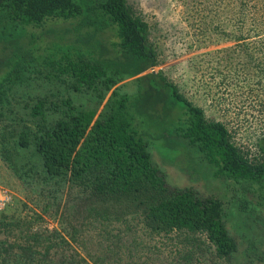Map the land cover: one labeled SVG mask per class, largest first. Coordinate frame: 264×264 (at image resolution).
Segmentation results:
<instances>
[{
  "label": "trees",
  "instance_id": "obj_1",
  "mask_svg": "<svg viewBox=\"0 0 264 264\" xmlns=\"http://www.w3.org/2000/svg\"><path fill=\"white\" fill-rule=\"evenodd\" d=\"M0 17L2 158L11 161L19 178L32 187L33 181L24 179L25 166L18 165L14 155L33 148L31 179L40 185L42 198L48 195L57 203V195L66 187L70 196L82 193L95 203L85 210L83 223H88L82 227L114 226L117 232L105 231L107 245L98 259L93 254L96 246L88 244L93 240L90 233L85 256L80 258L71 249V243L80 239L69 206L75 197L61 215L65 227L46 238L41 232L23 234L22 230L23 242L9 245L1 239L6 227L30 230L36 222L5 223L8 217L2 215L0 264H140L121 243L133 222L162 238L184 237L180 257L200 252L206 260L203 264H264V218H256L264 214V162L250 160L233 143L228 127L209 121L205 111L181 95L162 72L146 73L159 65V56L150 43L148 23L129 0H0ZM31 67L70 92L93 94L100 103L108 98L105 112L98 116L95 109L77 106L72 96L57 94L52 96L55 99L37 97L22 111L9 108L15 106L9 94L13 89L5 87L14 83L20 69L28 72ZM128 68L131 72L124 73ZM153 96L172 112L178 113L179 104L178 133L216 168L217 177L243 185L244 194H257L253 215L251 201L238 202L241 218L249 219L250 228L229 230L222 199L169 186L150 151L149 140L155 134L141 115L142 97ZM9 115H14V123H8ZM259 147L264 155V139ZM39 205L46 213L51 208L56 216L59 213L60 206L55 209L45 201ZM256 230L260 234H253Z\"/></svg>",
  "mask_w": 264,
  "mask_h": 264
},
{
  "label": "rangeland",
  "instance_id": "obj_2",
  "mask_svg": "<svg viewBox=\"0 0 264 264\" xmlns=\"http://www.w3.org/2000/svg\"><path fill=\"white\" fill-rule=\"evenodd\" d=\"M129 2L136 14L148 23L150 43L159 56V65L146 73L162 72L178 88L181 95L205 111L209 121L218 120L225 124L230 130L233 143L250 160L264 162V155L259 147L260 140L264 139V0ZM20 71L15 74L14 83L5 87L14 91L9 94L15 106L9 108L22 111L23 105H33L37 97L55 99L56 96L70 95L80 108L95 109L98 116L105 112L108 98L100 103L93 94L70 92L60 82L50 83L44 75H37L32 67L28 72L21 69ZM123 72L129 73L131 69H125ZM2 73L3 71H0V76ZM54 95L55 98H52ZM141 102V115L146 119L149 131L155 134V138L149 140L152 158L166 174L169 186L172 189L193 188L203 197L215 196L222 199L228 215L229 230H243V225H246L247 229L250 228L249 219L241 218L238 202L251 201L249 207L252 210L249 212L253 215V207L257 206L258 201L257 194L253 191L244 194L243 185L217 177L216 168L202 160L198 149L178 133L181 118L179 104L176 107L177 113L175 110L170 111L168 104L160 101L158 97H142ZM5 104L4 102L2 105ZM9 116L11 119L8 123H14V115ZM26 122L29 123L27 118ZM175 123L178 124L175 126ZM33 156V148L19 150L14 155L18 165L20 163L25 166L24 179L33 181V186L30 187L19 178L11 161L2 158L0 152V195L11 197L4 208L0 209V217L7 215L5 223H13L17 219L26 223L36 222L31 227L32 230L26 226L14 231L6 227V235L1 239L9 245L20 244L23 242L21 237L26 238L20 234L22 230L23 234L41 232L44 238L55 230L60 232L65 227L61 222V215L69 204L68 201L75 197L76 201L71 202L69 206L71 214L76 217L72 224L78 227L80 239L71 243V249L80 258L85 256V238L91 233L93 240L88 244L96 246L93 254L95 253V258L98 259L106 249L108 235L105 231L110 230L117 234L114 230L116 228H103L99 225L96 229V225L89 228L88 224L82 227L88 223H83L85 210L89 205L95 207V203H90L82 193L75 191V194L70 196V190L66 187L63 189L64 193L57 195V203L50 201L48 195L42 198L38 192L40 185L37 180L31 179L35 171L31 163ZM43 201L49 202L55 209L60 206L58 215L53 213L52 208L46 213L39 205L43 204ZM228 211H232V215L230 213L229 216ZM78 215L81 216L79 221ZM256 218L263 219L264 214ZM132 224L121 243L126 253H134L140 264L206 263L200 252L180 257V251L184 248V237L162 238L146 232L137 222ZM253 234L258 235L260 232L256 230ZM243 235L246 236V233ZM188 247L191 249V246ZM206 259L210 260L208 256Z\"/></svg>",
  "mask_w": 264,
  "mask_h": 264
},
{
  "label": "built area",
  "instance_id": "obj_3",
  "mask_svg": "<svg viewBox=\"0 0 264 264\" xmlns=\"http://www.w3.org/2000/svg\"><path fill=\"white\" fill-rule=\"evenodd\" d=\"M11 197L8 195H0V209H3L8 200H10Z\"/></svg>",
  "mask_w": 264,
  "mask_h": 264
},
{
  "label": "water",
  "instance_id": "obj_4",
  "mask_svg": "<svg viewBox=\"0 0 264 264\" xmlns=\"http://www.w3.org/2000/svg\"><path fill=\"white\" fill-rule=\"evenodd\" d=\"M155 73V71H153Z\"/></svg>",
  "mask_w": 264,
  "mask_h": 264
}]
</instances>
